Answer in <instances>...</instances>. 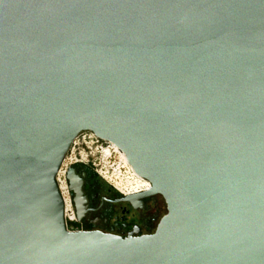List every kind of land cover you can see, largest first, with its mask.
<instances>
[{"label":"water","instance_id":"obj_1","mask_svg":"<svg viewBox=\"0 0 264 264\" xmlns=\"http://www.w3.org/2000/svg\"><path fill=\"white\" fill-rule=\"evenodd\" d=\"M83 132L167 205L71 232ZM0 264H264V0H0Z\"/></svg>","mask_w":264,"mask_h":264},{"label":"flooded vegetation","instance_id":"obj_2","mask_svg":"<svg viewBox=\"0 0 264 264\" xmlns=\"http://www.w3.org/2000/svg\"><path fill=\"white\" fill-rule=\"evenodd\" d=\"M91 135L90 132L81 133L65 159V181L75 212V220H66L68 230L100 231L125 238L154 234L167 214L165 200L159 195L127 200L133 194L145 192L150 184L132 171L133 177L128 179L130 188L123 193L105 179L99 169L103 168L102 163H98L99 152L112 146L97 137L90 140ZM89 142L96 144L94 148L87 145ZM88 147L92 152L84 156L82 150ZM93 149L98 155L93 154Z\"/></svg>","mask_w":264,"mask_h":264},{"label":"rangeland","instance_id":"obj_3","mask_svg":"<svg viewBox=\"0 0 264 264\" xmlns=\"http://www.w3.org/2000/svg\"><path fill=\"white\" fill-rule=\"evenodd\" d=\"M87 145L90 147L89 144H87ZM89 147H88V149L85 148V149L82 150L84 156H86L87 154H91L92 151H91L90 148L92 146L90 148ZM97 152L98 151H96V149L95 150L93 149V154L94 155H98ZM112 155L113 156L110 158L108 155H105L103 153V154H101L98 157V163L101 162L102 163L101 165L103 167V168H99L100 169V172L108 180L112 179L115 182V184L118 187H122L123 190L129 189L130 186H129V183H128V179H130V178L133 177L132 173L129 174V172H130V166L129 165L128 166H121V165H119V160L121 159L120 153H117V152L114 153L113 152Z\"/></svg>","mask_w":264,"mask_h":264},{"label":"built area","instance_id":"obj_4","mask_svg":"<svg viewBox=\"0 0 264 264\" xmlns=\"http://www.w3.org/2000/svg\"><path fill=\"white\" fill-rule=\"evenodd\" d=\"M92 137H95V136H94V135H91L90 138H92ZM90 140H93V138L90 139ZM76 142H77V141L75 140V142L73 143L72 146H74V145L76 144ZM88 144L90 145V147L92 146L91 148H94V146L96 145V144L93 143V142H91V143L89 142ZM111 146H112V145H111ZM97 150H98V149H97ZM112 151H113L114 153L117 152V151L115 150V148H113V147H108V148L101 149L99 153H101V154L104 153L105 155H108V156L111 158V157H112V154H113ZM117 153H118V152H117ZM119 165H121V166H126V165L123 163L122 158L119 160ZM65 168H66V161H64L63 166H62V168H61V170H60V173H59V175H58V182H59L60 190H61L62 195H63L64 200H65V217H66V220L69 219V220L73 221V220H75V212H74V209H73L72 201H71V199H70L69 189H68L67 183H66V181H65V172H66ZM130 170H131V169H130ZM130 173H132V170L129 172V174H130ZM132 174H133V173H132ZM102 175H103V174H102ZM103 177H104L105 179H107L105 176H103ZM127 178H128V177H127ZM107 180H108V179H107ZM108 181L111 182L113 185H115L118 189H120L121 192L126 193L125 190H123L122 187H118L112 179H110V180H108Z\"/></svg>","mask_w":264,"mask_h":264},{"label":"bare ground","instance_id":"obj_5","mask_svg":"<svg viewBox=\"0 0 264 264\" xmlns=\"http://www.w3.org/2000/svg\"><path fill=\"white\" fill-rule=\"evenodd\" d=\"M112 147L115 148V150H116L118 153H120L123 163H124L126 166H128V163H127V161H126L125 155H124L122 152H120L115 146L112 145ZM112 156H113V155H112ZM130 169H131V168H130ZM131 170H132V169H131ZM134 174H135V173H134ZM145 181H146V180H145Z\"/></svg>","mask_w":264,"mask_h":264}]
</instances>
